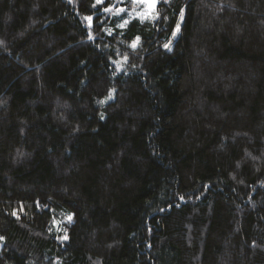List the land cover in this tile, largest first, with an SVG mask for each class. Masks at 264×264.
Wrapping results in <instances>:
<instances>
[{"label": "trees", "instance_id": "16d2710c", "mask_svg": "<svg viewBox=\"0 0 264 264\" xmlns=\"http://www.w3.org/2000/svg\"><path fill=\"white\" fill-rule=\"evenodd\" d=\"M0 264H264V0H0Z\"/></svg>", "mask_w": 264, "mask_h": 264}, {"label": "rangeland", "instance_id": "374dc122", "mask_svg": "<svg viewBox=\"0 0 264 264\" xmlns=\"http://www.w3.org/2000/svg\"><path fill=\"white\" fill-rule=\"evenodd\" d=\"M137 3H141L143 6V11L144 13L150 15L152 14L154 8H155V4L157 2V0H154V7L152 6L153 4V0H135ZM90 18V17H87ZM88 21L90 22V19H88Z\"/></svg>", "mask_w": 264, "mask_h": 264}, {"label": "snow or ice", "instance_id": "6c2138e0", "mask_svg": "<svg viewBox=\"0 0 264 264\" xmlns=\"http://www.w3.org/2000/svg\"><path fill=\"white\" fill-rule=\"evenodd\" d=\"M152 6L154 7V0H153ZM86 19H90V18H86ZM133 46H135V45H133ZM165 47H167V45H165ZM68 219L71 220V216H69Z\"/></svg>", "mask_w": 264, "mask_h": 264}]
</instances>
